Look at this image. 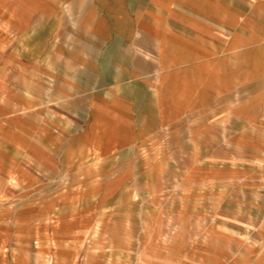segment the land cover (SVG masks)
Returning a JSON list of instances; mask_svg holds the SVG:
<instances>
[{
  "label": "crops",
  "instance_id": "1",
  "mask_svg": "<svg viewBox=\"0 0 264 264\" xmlns=\"http://www.w3.org/2000/svg\"><path fill=\"white\" fill-rule=\"evenodd\" d=\"M179 146L217 148L221 177L251 165L264 192V0H0V151L76 184L45 187L59 236L93 225L63 214L81 195L120 188L80 178Z\"/></svg>",
  "mask_w": 264,
  "mask_h": 264
},
{
  "label": "rangeland",
  "instance_id": "2",
  "mask_svg": "<svg viewBox=\"0 0 264 264\" xmlns=\"http://www.w3.org/2000/svg\"><path fill=\"white\" fill-rule=\"evenodd\" d=\"M216 150L151 148L80 178L86 187L117 175L120 188L98 205L97 195L84 194L64 209L80 219L94 213L93 225L71 239L54 231L42 208L53 196L46 186L67 189L73 180L0 151V264H264V192L251 165L244 178L212 173L219 167L207 154ZM19 171H35L38 188L29 191Z\"/></svg>",
  "mask_w": 264,
  "mask_h": 264
}]
</instances>
